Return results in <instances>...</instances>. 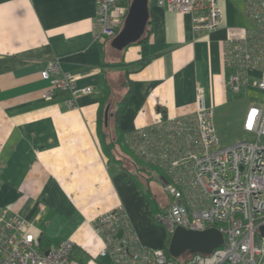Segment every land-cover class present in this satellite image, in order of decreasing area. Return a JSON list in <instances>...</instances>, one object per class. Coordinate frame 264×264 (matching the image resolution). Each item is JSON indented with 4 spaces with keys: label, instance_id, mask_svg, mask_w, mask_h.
Listing matches in <instances>:
<instances>
[{
    "label": "crops",
    "instance_id": "crops-1",
    "mask_svg": "<svg viewBox=\"0 0 264 264\" xmlns=\"http://www.w3.org/2000/svg\"><path fill=\"white\" fill-rule=\"evenodd\" d=\"M131 2L121 0L128 8ZM245 4L225 0L221 27L197 33L191 13L150 0L143 38L118 50L113 37L99 34L96 0H0V209L31 219L41 250L71 239L83 256L93 221L119 206L144 241L136 208L143 192L127 159L117 156L115 134H124L120 143L149 165L131 151L128 133L160 114L193 113L198 87L214 113L245 94L251 86L235 92L230 85L237 67L228 60L229 41L258 29ZM51 60L77 77L76 87L92 90L57 89L44 98L51 82L41 71ZM107 87L117 99L131 92L117 121L110 110L100 128ZM135 170L143 173L138 165Z\"/></svg>",
    "mask_w": 264,
    "mask_h": 264
},
{
    "label": "built area",
    "instance_id": "built-area-1",
    "mask_svg": "<svg viewBox=\"0 0 264 264\" xmlns=\"http://www.w3.org/2000/svg\"><path fill=\"white\" fill-rule=\"evenodd\" d=\"M99 34L114 37L122 28L128 6L121 0H96ZM162 8L193 15L194 31L221 27L225 0H155ZM247 15L258 24L242 39L229 41L228 60L237 67L229 83L235 92L244 86L264 91V0H246ZM200 12V13H198ZM259 71V76H251ZM51 86L74 94L92 87H76L77 77L62 73L51 60L41 71ZM198 106L193 113L162 115L148 127L128 133L131 151L159 169V178L170 197L157 219L173 233L180 226L189 230L217 228L224 243L212 253H192L178 262L165 248H149L135 232L122 206L98 216L92 235L81 247L71 239L41 250L30 232L33 221L9 209H0V264H264V102L248 107L243 129L252 139L220 146L214 108L205 104L198 87ZM71 108L74 100L67 103ZM254 138V139H253ZM122 231V235L119 232Z\"/></svg>",
    "mask_w": 264,
    "mask_h": 264
},
{
    "label": "rangeland",
    "instance_id": "rangeland-1",
    "mask_svg": "<svg viewBox=\"0 0 264 264\" xmlns=\"http://www.w3.org/2000/svg\"><path fill=\"white\" fill-rule=\"evenodd\" d=\"M255 101L264 102V91L257 87H249L245 94L231 99L225 108L215 109L214 119L220 138V146L232 144L238 140L252 139L243 129V121L239 124L240 117L244 120V111ZM232 115L230 118L227 116ZM254 139V138H253ZM117 156L127 159V168L131 171L141 191L143 198L136 205L138 213L137 229L144 240L142 243L149 248L164 247L168 251L172 232L168 226L157 219V214L164 211L170 202V197L159 178L158 171L147 163L138 160L122 143L117 144ZM129 162V163H128ZM135 165L143 171H136ZM144 206V207H143ZM146 242V243H144ZM191 253H183L175 257L178 262H183Z\"/></svg>",
    "mask_w": 264,
    "mask_h": 264
},
{
    "label": "water",
    "instance_id": "water-1",
    "mask_svg": "<svg viewBox=\"0 0 264 264\" xmlns=\"http://www.w3.org/2000/svg\"><path fill=\"white\" fill-rule=\"evenodd\" d=\"M149 1L132 0L124 24L112 39V46L118 50L125 49L128 45L140 41L147 30L149 20ZM109 106L105 111L106 125L109 119ZM264 236V225L259 229ZM122 235V231L119 232ZM224 243L223 233L217 228L206 230H189L178 226L172 234L168 251L174 257L183 253H212L213 250Z\"/></svg>",
    "mask_w": 264,
    "mask_h": 264
},
{
    "label": "trees",
    "instance_id": "trees-1",
    "mask_svg": "<svg viewBox=\"0 0 264 264\" xmlns=\"http://www.w3.org/2000/svg\"><path fill=\"white\" fill-rule=\"evenodd\" d=\"M131 92V89L128 90L127 94L124 97L118 98L117 97L113 98L111 95V90L110 87H107V89L105 90V92L102 95V102H103V107H101V113H100V117H99V127L101 128L103 126V124L105 123V106L110 105L109 107V111L110 110H114V116L116 118L117 121V116L120 113V110L122 108V106L124 105V103L126 102V100L128 99V96ZM116 139L121 142L122 139L124 138V134H120L117 130L116 134H115ZM169 254V251H167ZM192 255V253H191Z\"/></svg>",
    "mask_w": 264,
    "mask_h": 264
}]
</instances>
